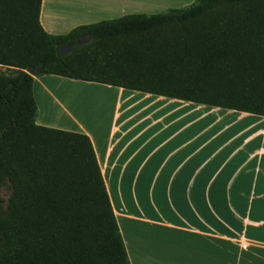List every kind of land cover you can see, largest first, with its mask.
<instances>
[{"label":"trees","instance_id":"obj_1","mask_svg":"<svg viewBox=\"0 0 264 264\" xmlns=\"http://www.w3.org/2000/svg\"><path fill=\"white\" fill-rule=\"evenodd\" d=\"M41 4L0 0V264H130L90 139L36 124L34 78L264 117V0H195L64 35L43 29Z\"/></svg>","mask_w":264,"mask_h":264},{"label":"crops","instance_id":"obj_2","mask_svg":"<svg viewBox=\"0 0 264 264\" xmlns=\"http://www.w3.org/2000/svg\"><path fill=\"white\" fill-rule=\"evenodd\" d=\"M194 1L42 0L39 19L64 35ZM100 85L35 77L36 124L88 136L130 264H264V117ZM106 91L107 124L82 123Z\"/></svg>","mask_w":264,"mask_h":264},{"label":"rangeland","instance_id":"obj_3","mask_svg":"<svg viewBox=\"0 0 264 264\" xmlns=\"http://www.w3.org/2000/svg\"><path fill=\"white\" fill-rule=\"evenodd\" d=\"M161 12H163V11H161ZM161 12H159V13H161ZM143 14H146V13H143ZM153 14H157V13H153ZM146 15H150V14L147 13ZM10 70H11L10 68L0 66V73L8 74V73L11 72ZM37 78H39V77H37ZM98 85H100V84H98ZM106 94H107V97L106 98L104 97L105 99H102L100 101L98 110L96 111V109H94V112L96 111L95 114H94V118H93L94 120L92 122H90L89 119H86V121H82L81 120L82 123H87V122L93 123L94 121L99 120V124H100L101 127H104L105 124H107L109 113L112 111V108L114 106V99H111L108 96V92L107 91H106ZM7 195H8L7 191L3 190L2 191V199L6 200Z\"/></svg>","mask_w":264,"mask_h":264},{"label":"water","instance_id":"obj_4","mask_svg":"<svg viewBox=\"0 0 264 264\" xmlns=\"http://www.w3.org/2000/svg\"><path fill=\"white\" fill-rule=\"evenodd\" d=\"M86 42H87V40H79V41H76L72 44H67V45L57 47L56 48L57 55L60 57L65 56V55L73 52L74 50L79 49ZM26 73L29 74L30 76H34L33 70L26 71Z\"/></svg>","mask_w":264,"mask_h":264}]
</instances>
